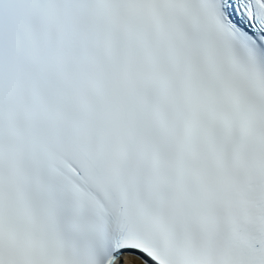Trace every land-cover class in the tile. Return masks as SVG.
Returning <instances> with one entry per match:
<instances>
[{"label":"snow or ice","instance_id":"obj_1","mask_svg":"<svg viewBox=\"0 0 264 264\" xmlns=\"http://www.w3.org/2000/svg\"><path fill=\"white\" fill-rule=\"evenodd\" d=\"M0 264H264V0H0Z\"/></svg>","mask_w":264,"mask_h":264}]
</instances>
